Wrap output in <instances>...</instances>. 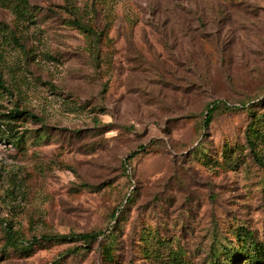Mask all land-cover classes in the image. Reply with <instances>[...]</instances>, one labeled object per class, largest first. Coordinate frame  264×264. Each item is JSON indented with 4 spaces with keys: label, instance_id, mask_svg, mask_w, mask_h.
<instances>
[{
    "label": "rangeland",
    "instance_id": "1",
    "mask_svg": "<svg viewBox=\"0 0 264 264\" xmlns=\"http://www.w3.org/2000/svg\"><path fill=\"white\" fill-rule=\"evenodd\" d=\"M0 80V264H264V0H0Z\"/></svg>",
    "mask_w": 264,
    "mask_h": 264
},
{
    "label": "trees",
    "instance_id": "2",
    "mask_svg": "<svg viewBox=\"0 0 264 264\" xmlns=\"http://www.w3.org/2000/svg\"><path fill=\"white\" fill-rule=\"evenodd\" d=\"M82 27V26H81ZM84 28V27H82ZM85 31L89 32V34L91 35H95V31L89 27H85L84 28ZM0 89L1 90H4V91H7V89H5V85L4 83L0 80ZM215 107L211 108V109H207L208 112H207V116H206V124L208 125V123L210 122V118L212 117V114L214 113L215 111ZM28 114V112L24 111V110H18V109H15L13 110L12 112H10L9 114V118L10 119H18L20 117H23V116H26ZM32 117V116H30ZM13 136L11 135L10 132H6L4 130H2L0 128V139H3L5 138L6 140L10 141L11 144H15L17 145L19 142H15V140L12 138ZM131 201V199L128 197L126 199V204H128L129 202ZM117 218H114V221H116ZM101 236V233L100 232H92V233H81V234H69V235H65V236H53L51 238H49V240L47 241H61V240H73V241H78V242H81L84 244L83 247L87 248L88 245H91L92 243L96 242L99 237ZM251 239V238H250ZM251 247H254L255 249V254L256 255H260L262 252V249H263V243L262 244H258V243H255V242H252V243H249ZM227 253H230L229 250H226L225 252H222V256H224L223 259H221V257H219L218 255L215 256V261L212 262V264H234L236 263V260H229L228 258V255ZM258 256H253V257H249L250 261H249V264H254L255 263V259L259 260V257ZM254 259V260H253ZM223 260H226L228 262H223Z\"/></svg>",
    "mask_w": 264,
    "mask_h": 264
}]
</instances>
